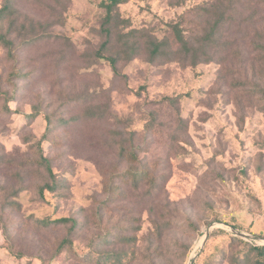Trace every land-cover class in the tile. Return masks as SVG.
Instances as JSON below:
<instances>
[{"label": "rangeland", "instance_id": "rangeland-1", "mask_svg": "<svg viewBox=\"0 0 264 264\" xmlns=\"http://www.w3.org/2000/svg\"><path fill=\"white\" fill-rule=\"evenodd\" d=\"M104 1L17 0L19 19L3 24L48 31L26 42L16 33L11 55L0 46V264H229L222 252L241 238L223 225L264 238V2L124 0L126 31L145 29L179 49L169 25L179 22L196 46L210 34L219 45L196 67L139 56L118 63L116 75L95 55ZM46 115L61 143L45 140L42 150L65 183L44 200L37 185L45 181L30 165ZM119 141L152 172L154 187L121 182L116 174L131 164ZM109 180L122 186L119 195ZM64 217L84 227L70 235L69 225H42ZM170 221L157 238L155 224ZM120 232L136 239L127 244ZM106 252L128 254L104 263Z\"/></svg>", "mask_w": 264, "mask_h": 264}, {"label": "trees", "instance_id": "trees-1", "mask_svg": "<svg viewBox=\"0 0 264 264\" xmlns=\"http://www.w3.org/2000/svg\"><path fill=\"white\" fill-rule=\"evenodd\" d=\"M178 1L179 5H184L188 1L196 0ZM16 2L17 0H4V5L0 10V46L7 49L10 55L13 53L15 47V38H12V36L16 35V33H18L17 36L19 38H22L23 42H26V37L24 35L30 34L31 41H36L45 36L48 31L47 27L43 25L37 28L32 21H25L21 26H17V22H14L17 18L19 19V13L15 9ZM123 3L124 0H105L102 3L105 15L100 24L99 34L102 36L103 41L95 53L98 60H106L111 64L116 75L119 73L118 63L133 60L139 56H145L146 60L151 64L174 61L182 63L184 60H188V63H190L192 67H196L199 61L208 62L212 59L209 49H214L215 46L219 45V42L214 38L215 34H210V36L204 38L203 44L196 46L191 39L187 37L184 28H182L179 22L171 23L169 25L174 33V40L180 46L179 49H175L170 38H158L152 33H148L145 29H130L126 31V29L131 26V21L128 18H123L120 13L119 7ZM11 18L14 20L9 24L6 30H4L3 24L6 21H10ZM206 39L208 40L206 41ZM261 48L264 49V45H262ZM262 93L264 96V89ZM39 115L40 113L36 112L32 114L30 118L33 121ZM86 115L94 117L95 112H89ZM45 120L47 122V132L40 140H36V146H34L36 158L33 160V164L30 165L33 172L42 176L45 181L44 184L37 185L39 196L44 200L46 190L55 193L59 191L65 183L63 178L59 180L54 174L52 161L44 156L42 150V142L45 140L51 139L55 146L61 143L57 141L54 135H49V133L56 129L55 124H53V118L50 115H46ZM59 123L64 125L61 119H59ZM126 143V141H119L115 142V145L119 149L120 157L131 165L127 170L116 175L125 185H134L135 188H139L142 183H150L154 187L156 185V179L152 172L149 169L138 166L139 160L136 152L126 147ZM108 187L110 188L112 197L121 193L122 186H115L114 181H110ZM22 190H24V188L14 190V193L11 194L12 197L18 196ZM5 191V187L0 185V193L2 194ZM10 196H8L6 200H9ZM6 203H8L9 206L18 205L14 201ZM62 224L70 226V235L76 234L84 227V223L69 217L54 221L45 220L42 222V225L45 227ZM173 225L174 222L171 221L163 224L156 223V237L160 238L165 231L172 229ZM190 226H192L195 231L198 230L194 223L191 222ZM118 235L119 240H126L127 244H131L136 239L134 234L127 237L122 236L124 232H120ZM69 242V239H66L63 241L62 245ZM158 249L159 246H157L156 250ZM127 254L128 253L119 254L116 252H106L102 254V261H104V263L108 261L112 263L123 262V257ZM222 255L223 258L228 260L229 264H264V246H253L234 237L230 239L229 249L222 252Z\"/></svg>", "mask_w": 264, "mask_h": 264}, {"label": "water", "instance_id": "water-1", "mask_svg": "<svg viewBox=\"0 0 264 264\" xmlns=\"http://www.w3.org/2000/svg\"><path fill=\"white\" fill-rule=\"evenodd\" d=\"M213 226H221V224L216 223V224L212 225L211 227H213ZM223 226H226L236 237H239V238L247 240V241L261 240V242H262L261 245H264V238H260V237L252 236L250 234L243 233V232L239 231L238 229H236L232 226H227V225H223ZM211 227L206 231L204 237L202 238V242H201L202 249L204 248V246L208 240ZM192 264H194V262Z\"/></svg>", "mask_w": 264, "mask_h": 264}]
</instances>
